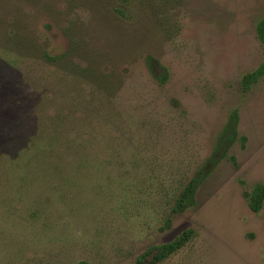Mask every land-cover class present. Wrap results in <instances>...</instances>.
<instances>
[{"label": "rangeland", "instance_id": "374dc122", "mask_svg": "<svg viewBox=\"0 0 264 264\" xmlns=\"http://www.w3.org/2000/svg\"><path fill=\"white\" fill-rule=\"evenodd\" d=\"M263 16L264 0H0V264H139L188 230L155 264H264V201L245 197L264 185V76L241 85ZM233 110L245 139L214 165Z\"/></svg>", "mask_w": 264, "mask_h": 264}, {"label": "trees", "instance_id": "16d2710c", "mask_svg": "<svg viewBox=\"0 0 264 264\" xmlns=\"http://www.w3.org/2000/svg\"><path fill=\"white\" fill-rule=\"evenodd\" d=\"M256 33L260 43L264 46V16L261 17L256 24ZM263 76L264 59L256 69L247 72L242 76L241 85L243 90L248 91L251 86L256 84ZM157 79L160 81V83L164 84L168 79L167 71L165 70L161 76H157ZM238 122L239 112L238 110H233L230 113L228 121L218 137L213 155L210 157V162L214 163V165L221 159H231V157H229V149L231 146L237 141L245 139L244 137L239 136ZM206 177L207 174L205 173L204 169L195 174L185 184L178 195L175 196L174 206L171 209V214L182 213L195 205L197 189L204 182ZM245 197L249 202L250 208L256 213L259 212L264 201V185L256 184L250 193H245ZM191 237L192 231L188 230L184 231L170 242L153 246L138 259V263L143 264L144 258L148 255L152 256V264L161 262L184 247Z\"/></svg>", "mask_w": 264, "mask_h": 264}]
</instances>
